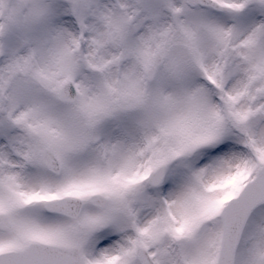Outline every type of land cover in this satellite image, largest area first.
I'll list each match as a JSON object with an SVG mask.
<instances>
[{
    "label": "snow or ice",
    "instance_id": "snow-or-ice-1",
    "mask_svg": "<svg viewBox=\"0 0 264 264\" xmlns=\"http://www.w3.org/2000/svg\"><path fill=\"white\" fill-rule=\"evenodd\" d=\"M0 264H264V0H0Z\"/></svg>",
    "mask_w": 264,
    "mask_h": 264
}]
</instances>
